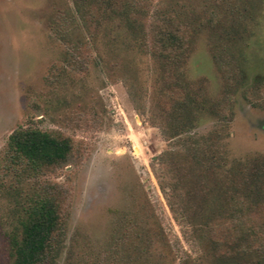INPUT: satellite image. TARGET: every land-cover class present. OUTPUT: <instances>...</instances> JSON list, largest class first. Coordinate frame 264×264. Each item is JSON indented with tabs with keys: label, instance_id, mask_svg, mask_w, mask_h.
Here are the masks:
<instances>
[{
	"label": "rangeland",
	"instance_id": "rangeland-1",
	"mask_svg": "<svg viewBox=\"0 0 264 264\" xmlns=\"http://www.w3.org/2000/svg\"><path fill=\"white\" fill-rule=\"evenodd\" d=\"M19 126L72 144L53 264L264 263V0H0V264Z\"/></svg>",
	"mask_w": 264,
	"mask_h": 264
},
{
	"label": "trees",
	"instance_id": "trees-1",
	"mask_svg": "<svg viewBox=\"0 0 264 264\" xmlns=\"http://www.w3.org/2000/svg\"><path fill=\"white\" fill-rule=\"evenodd\" d=\"M79 1L75 0L79 7ZM132 6V5H131ZM160 45L167 52L172 49L175 60L184 62L189 56L191 43L180 35L181 30L160 28ZM190 92L184 100L176 101L178 112L193 107ZM182 118V117H181ZM72 144L69 139L53 136L38 128L19 126L8 136L3 170L14 173L21 181L34 180L29 191L10 185L5 194L13 200L11 226L6 233L9 264H53L63 246V225L59 203L51 187L38 183L37 179L51 166L70 161ZM264 264V263H262Z\"/></svg>",
	"mask_w": 264,
	"mask_h": 264
}]
</instances>
